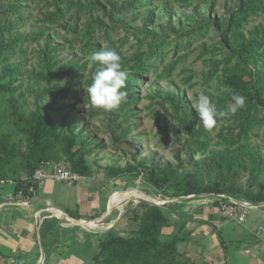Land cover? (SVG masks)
Masks as SVG:
<instances>
[{"label":"rangeland","instance_id":"374dc122","mask_svg":"<svg viewBox=\"0 0 264 264\" xmlns=\"http://www.w3.org/2000/svg\"><path fill=\"white\" fill-rule=\"evenodd\" d=\"M245 1L25 0L19 5L20 19L13 24L15 29L7 34V40L18 37L22 41L4 51L0 63V75L3 68L16 73L10 77L15 90H0V139L9 141L10 146H20L23 151L28 143L26 121L39 109L57 127L58 137L51 140L46 156L49 161L66 159L68 136L73 134L78 141L83 140L85 149L90 151L85 157L91 168L90 177L108 195L106 203L113 192L124 191L117 199L122 211L114 208L105 220L109 223H96L95 227L80 224V228L95 236L98 231L109 230L110 221H114L110 229L114 234L127 235L135 228L136 222L128 216L135 207L139 213L142 211L140 203H135L140 198L130 196L125 201L126 192L134 188L157 201L142 198L165 203L160 208L169 225L160 230L161 239L177 233L179 219L197 222L196 217L206 214L211 218L214 211L220 215L212 201L214 197L207 193L183 197L178 183L191 182L200 188L234 184L236 191L225 193L254 200L252 195L264 193V104L258 107L262 110L247 137L241 138V143L260 155V173H250L248 161L239 149L231 176L225 166L218 169L207 161L214 152L225 148L226 137L220 132H225V136L230 133L232 116L218 120L211 131L205 130L207 147L194 153L188 167L184 147L188 140L184 115L191 116L195 127H202L193 109L201 92L210 95L219 108L226 107L222 101L229 92L220 83V76L224 70L235 66L237 69L241 64L232 54L230 22ZM56 14L60 17L54 18ZM16 19L10 17L12 22ZM204 22L209 25L200 31L199 25ZM263 28L264 0L259 9L245 16L238 32L253 37ZM190 31L194 33L189 37ZM158 37L164 38L163 56L139 65L142 54L148 52L147 46ZM104 48L116 50L128 72L124 90L130 100L112 112L92 106L87 93L91 76L100 67L90 56ZM262 53L261 66L255 71L264 80V47ZM60 68L69 72L59 73L62 79L57 80L54 76ZM252 71L246 68L247 73ZM50 82L69 87L72 94L54 99L48 90ZM177 98L181 99V107L174 103ZM22 161L20 156L15 157L11 167L16 165L20 169ZM240 162L245 167L240 168ZM110 167L135 169L113 177L107 170ZM177 248L186 257L204 260L201 252L191 253L183 242Z\"/></svg>","mask_w":264,"mask_h":264},{"label":"trees","instance_id":"16d2710c","mask_svg":"<svg viewBox=\"0 0 264 264\" xmlns=\"http://www.w3.org/2000/svg\"><path fill=\"white\" fill-rule=\"evenodd\" d=\"M24 1L0 0V63L4 51L22 41L18 37L7 40V34H11L13 29H15L13 24L20 19L18 12L20 9L19 5ZM140 2L144 3V1ZM261 2L262 0H246L242 9L232 16L230 22L231 37L234 40L232 54L241 64L237 66V69L235 66L232 70H224L220 76V83L229 92L226 99L222 101V104L227 106L232 102L231 95L233 93H239L246 98V107L238 110L235 115H232L233 119L229 128L230 133L225 136V132H220L222 137H226L225 148L214 152L207 158L210 165H215L218 169H222L225 166L229 176L232 175V169L236 166V161H238L236 159V149H239L245 155V159L248 161L250 167V173L253 176L262 171L263 161L260 155L248 149L245 143H241L244 141H241V138L247 137V132L258 120V113L262 110H259L258 107L264 104V80L262 79V74L259 71H255L257 67L261 66L262 48L264 47V28L261 33L256 32L253 37H246L244 34L238 32L245 16L259 9ZM10 17H17V19L12 22ZM53 17L59 18L60 16L56 14ZM208 23L204 22L199 25L200 31H203L209 25ZM193 33L194 31H190L187 32V35L190 37ZM157 39L156 42L147 46L148 52L142 54L143 59L139 61V65H146L153 57L160 58L163 56L164 38L158 37ZM87 41L90 42V40ZM247 67L252 68L253 71L247 73ZM61 72L68 73L69 71L66 72L60 68L54 76L57 80L62 79L59 75ZM15 74L14 70L3 68V73L0 75V90L11 93L15 90L11 86L13 80L10 78ZM5 78L8 79H6V82H3ZM69 89L67 86H58L57 84H52V82H50V87L48 88L49 94L54 99L69 97L72 94ZM129 100L127 98L126 101ZM174 103L177 107L182 106L181 99L179 98ZM184 117L186 119L185 129L188 134V140L184 146L186 151L185 165L188 167L191 165L194 153L206 149L207 140L203 126L195 127L191 121V116L185 114ZM26 123L25 131L28 143L23 151L20 150V146H10L9 141L0 139V176L3 175L6 167L17 156L23 159L22 167L19 170L25 172L27 175H31L33 170L42 161L49 160L46 156L49 152L51 140L58 137L56 125L48 114L43 113L39 109L36 110L35 114ZM76 138L73 134L68 136L65 160L70 163L75 174L82 177H90L91 168L86 164L85 159L86 155L90 154V151L85 149L83 140L78 141ZM237 144L238 146L236 147ZM238 166L240 168L245 167L242 162L238 163ZM134 169L133 167H110L107 170L113 177H118L134 171ZM30 185L31 183H26L23 188H28ZM178 187L183 196L203 193L227 194L225 192L234 193L236 191L234 184H228L226 187L214 185L212 188H200L194 183L185 182L178 183ZM228 195L233 196L231 194ZM251 198L254 199L253 201H264V193L252 195ZM139 207L142 209L140 213L136 207L130 210L128 219L135 221L136 226L129 231V234H114L110 228L106 231L105 237L103 236L99 239L98 252L92 257V264H218L208 259L198 262L181 254L177 249V244L187 239V234L182 231L183 226L179 227L177 234L169 241L162 240L160 238V230L162 227L169 225L167 216H165L160 206L140 203ZM201 222L205 221L201 220ZM217 235L219 241L222 242L219 233Z\"/></svg>","mask_w":264,"mask_h":264},{"label":"crops","instance_id":"0c3cea01","mask_svg":"<svg viewBox=\"0 0 264 264\" xmlns=\"http://www.w3.org/2000/svg\"><path fill=\"white\" fill-rule=\"evenodd\" d=\"M20 172L10 163L0 177L15 179ZM33 187L34 194L28 205L20 206L16 203L19 186L0 185V264H92V257L98 252L99 238L106 232L98 231L96 236L88 234L89 230H83L73 221L109 223L104 219L114 208L119 213L122 211L117 199L124 191L113 192L106 203L108 195L100 190L99 184L91 177L82 176L71 185L46 180ZM48 207L56 209H51L55 214L65 216L46 211ZM213 213L215 218L212 214L207 218L205 214L196 217L197 222L179 219L177 232L182 225V231L187 234L183 244L190 247V252H201L204 260L218 264H264V206L250 210L242 223L224 218L217 211ZM94 214L102 215L87 219ZM67 218L71 224L64 222ZM113 222L110 221L111 229ZM172 237L162 240L169 241Z\"/></svg>","mask_w":264,"mask_h":264},{"label":"clouds","instance_id":"9594fccd","mask_svg":"<svg viewBox=\"0 0 264 264\" xmlns=\"http://www.w3.org/2000/svg\"><path fill=\"white\" fill-rule=\"evenodd\" d=\"M90 59L98 62L100 67L92 74L87 87L89 101L97 109L112 112L127 100L128 93L124 89L127 86L128 72L122 66L120 54L114 49L104 48L95 51ZM231 101L221 109L210 95L201 92L196 97L193 109L205 130L211 131L218 120L235 115L246 104V98L239 93H233Z\"/></svg>","mask_w":264,"mask_h":264},{"label":"built area","instance_id":"2783aa9c","mask_svg":"<svg viewBox=\"0 0 264 264\" xmlns=\"http://www.w3.org/2000/svg\"><path fill=\"white\" fill-rule=\"evenodd\" d=\"M78 179V175L75 174L71 168V165L66 160L60 161H42L37 168H35L31 175H27L25 172H20L17 178L3 179L0 177V185L11 184L13 186H19L17 193L18 199L16 203L20 206H27L29 199L34 194V186L42 185L46 180H52L55 182L66 183L71 185ZM26 183H31L27 188H23ZM24 191H27L26 193ZM207 196H212L213 202L217 206V210L224 218L230 219L236 223H242L250 210L259 209L264 206V201H253L243 197H233L224 193H207ZM48 207L46 211L54 213L56 209ZM55 214V213H54ZM56 216L64 217L63 214H55ZM39 216V214H38ZM39 219V218H38ZM66 223L71 224L70 219H65Z\"/></svg>","mask_w":264,"mask_h":264},{"label":"bare ground","instance_id":"6f19581e","mask_svg":"<svg viewBox=\"0 0 264 264\" xmlns=\"http://www.w3.org/2000/svg\"><path fill=\"white\" fill-rule=\"evenodd\" d=\"M130 196H136L137 198H142V197H148L150 199H153V200H156L157 201V198L155 197H152V196H149L141 191H139L138 189L134 188V189H130L129 191L126 192L125 194V201H127V199L130 197ZM136 198V199H137ZM144 200H147V201H152V200H149V199H146V198H142ZM138 200V199H137ZM154 202V201H153ZM158 203L159 205H163L164 202H156ZM75 220V219H74ZM74 224H78V225H88V226H97V224L93 221H90V220H76L74 221Z\"/></svg>","mask_w":264,"mask_h":264},{"label":"water","instance_id":"95a60500","mask_svg":"<svg viewBox=\"0 0 264 264\" xmlns=\"http://www.w3.org/2000/svg\"><path fill=\"white\" fill-rule=\"evenodd\" d=\"M183 197H194V195H187V196H183ZM134 202V201H133ZM135 203H145V204H149V205H156V206H162V205H159L158 203L156 202H153V201H147V200H144V199H138L137 202ZM164 205V204H163ZM106 220V218L104 219ZM74 222V221H73ZM78 225V224H76ZM80 226V225H79Z\"/></svg>","mask_w":264,"mask_h":264}]
</instances>
